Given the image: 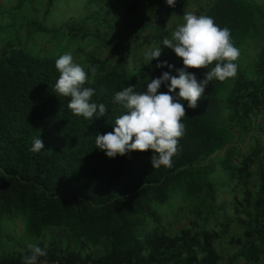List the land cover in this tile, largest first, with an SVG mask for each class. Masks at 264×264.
Segmentation results:
<instances>
[{
    "label": "trees",
    "instance_id": "16d2710c",
    "mask_svg": "<svg viewBox=\"0 0 264 264\" xmlns=\"http://www.w3.org/2000/svg\"><path fill=\"white\" fill-rule=\"evenodd\" d=\"M55 1L46 0L40 10L34 0H19L4 12L0 5V264H23L31 254L28 243L47 251L37 261L44 264H222L218 245L227 238L239 247L228 255L230 264H264V45L247 65L241 60L246 46L264 38L260 8L249 0H176L175 7L166 0H109L122 9L120 23L104 14V0H95L99 8L48 29ZM22 8L31 14L2 20L5 12ZM191 8L230 30L240 53L236 76L209 82L195 109L181 101L185 131L171 167L153 169L152 150L107 157L95 138L113 131L112 123L126 111L114 103L115 92L129 85L145 91L163 72L178 76L182 58L165 55L162 41ZM139 17L143 23L134 35L121 30ZM42 36L57 45L41 47ZM152 43L160 46V57L148 65L144 56L127 62L137 47ZM61 50L84 67V87L95 90L91 102L105 104V116H76L67 107L71 98L54 92ZM162 61L173 67H156ZM214 64L187 71L200 81ZM167 91L164 84L158 89ZM39 137L44 149L33 153ZM216 171L233 190L231 205H215L223 188L212 177ZM180 193L192 203L190 219L167 232L158 206ZM230 207L234 213L220 228L210 225L218 210ZM17 220L27 238L17 242L21 249L7 250L3 229ZM235 222L243 229L229 235Z\"/></svg>",
    "mask_w": 264,
    "mask_h": 264
},
{
    "label": "clouds",
    "instance_id": "9594fccd",
    "mask_svg": "<svg viewBox=\"0 0 264 264\" xmlns=\"http://www.w3.org/2000/svg\"><path fill=\"white\" fill-rule=\"evenodd\" d=\"M166 3L175 7L176 0H166ZM162 44L182 58L184 67L177 69L178 76L163 72L159 78L147 83L145 91H135L134 86L129 85L115 92L114 103L122 105L126 111L112 123L113 131L97 134L95 138V147L103 150L109 158L130 151L152 150L150 159L153 169L171 167L185 131L182 118L186 115V109L181 101H187V107L195 109L209 82L213 79L223 82L237 74L238 66L234 61L239 58V50L231 41L230 30L217 26L212 17L184 12L183 23L176 27L170 38L165 37ZM160 55V46L147 50L144 65ZM213 62L214 67L206 71L204 79L200 81L187 71L189 68L208 69ZM165 65L173 67L167 61L158 62L156 67ZM55 68L59 77L54 92L71 98L67 107L74 115L85 119L106 115L105 104L91 102L95 90L84 87L88 74L84 67L73 62L70 53L59 56ZM89 70L94 78L96 67ZM162 84L168 88L167 92H158ZM42 149L44 143L39 137L33 140L29 150L39 153ZM27 248L31 254L23 257V264H37L39 257L47 255V251L37 244L28 243Z\"/></svg>",
    "mask_w": 264,
    "mask_h": 264
},
{
    "label": "rangeland",
    "instance_id": "374dc122",
    "mask_svg": "<svg viewBox=\"0 0 264 264\" xmlns=\"http://www.w3.org/2000/svg\"><path fill=\"white\" fill-rule=\"evenodd\" d=\"M26 3L27 0H24ZM105 5L103 4L101 8H103L105 11V15L108 14L109 16H112L111 18H117V20H119V22L121 23L122 18L119 16L122 12L121 8H118L116 5H111L109 0H104ZM114 1V0H112ZM253 3H255L261 10V14L264 18V0H249ZM19 0H0V5L2 6V10L3 12L8 10L9 8H15L18 4ZM34 4L35 6L37 5L38 9L40 10L42 8V6L44 7L46 5V0H34ZM92 2V3H91ZM94 2V3H93ZM206 2V1H205ZM100 4L96 3L95 4V0H56L54 3V7L52 10V13L47 17V22H46V27L48 29H52L55 28L61 24H64L67 20H69L72 17L76 18L80 15H84L86 12L95 10L97 8H99ZM195 8H197V5H194ZM192 9V10H191ZM189 10V12H192L193 10L195 11L194 8H191ZM24 11V12H22ZM32 12V9H25L22 8L20 9H16L14 10V12H11L10 14L6 13L4 15L1 16L2 20L10 22L12 21V16L16 17V18H21L23 17V15H27L29 16ZM142 15L144 13H141ZM141 16V15H140ZM174 18H170L169 19V24L172 25ZM143 23V18L139 17L137 20V23H135L134 26H130V25H126V24H122L121 26V30H127V32L130 35H134L139 28H141ZM152 26V25H151ZM151 29V28H150ZM114 33H116L114 31ZM43 39H41L39 41V45L41 47H53L56 46L57 44H54L53 46H49L48 43H46L45 39L46 36H42ZM258 38L260 39V35L258 36ZM256 38L255 41H253L251 44H249L248 46H246L244 52H243V57H242V61H243V65H247L248 62H250V60L252 58H254L256 56V54L258 53V51L260 50L261 46L264 45V38L260 39V42H258V40ZM259 44V45H258ZM155 46V43L152 44H143L139 47H137V49H135L127 58V62L129 64L133 63V60L135 58L138 57H143L144 53L149 50L152 49ZM64 47V44L60 47L61 49ZM57 51V49H56ZM62 51V50H61ZM165 55H168L170 58L172 57H176V54L174 53V51L171 48L166 47L165 50L163 51ZM65 53L64 51L60 52L59 55ZM261 120V118L259 119ZM264 125V122H263ZM251 148L255 145V141H250L249 142ZM248 152V151H247ZM212 177H214V179L216 178L217 182H220L223 184V188L221 190H219L217 196H216V206L217 208H219V206L222 204V202H227L231 205V200H232V196H233V190L230 189V187H226L223 181V178L226 176H224L222 173H219L218 171L215 172V174L212 175ZM223 177V178H222ZM232 186V185H231ZM192 207V203L191 201H185V199L183 198V196L180 194H173L171 196V200L169 203H167L164 206H158V211L162 217V222H161V228L165 229L167 232H175L178 231L182 226H185L188 224L189 219H190V213L189 210ZM233 210L232 207H230L229 209H227V213H225V211L222 210H218L217 212V216L212 217L214 219H210V225L212 226H216V228H220L221 225V221L223 218H226V216L230 215L232 216L233 214ZM232 227L229 228L228 230V234H230L232 232ZM3 233L5 234V238L7 239H3L5 241V247L7 250H11L13 248H18L21 249L22 245H17V242L20 243H24L25 239L27 238V234L25 233V225L23 223V221L21 220H17L15 222H13L11 225H9V223H6L4 229H3ZM10 237L12 238L10 241ZM64 235H62V239H64ZM228 238L222 239L220 242H222V244H219V250L221 251L222 254L225 255L224 260L222 261V264H226L227 260H228V255L231 254L232 252H234V249L231 248V246H236L235 244H231L229 245L228 242Z\"/></svg>",
    "mask_w": 264,
    "mask_h": 264
},
{
    "label": "crops",
    "instance_id": "0c3cea01",
    "mask_svg": "<svg viewBox=\"0 0 264 264\" xmlns=\"http://www.w3.org/2000/svg\"><path fill=\"white\" fill-rule=\"evenodd\" d=\"M242 229H243L242 225H240V224L236 225V222H235L234 224H232V230L233 231L229 235L233 234L234 232H238V231L240 232ZM231 244L232 243H229V245H231ZM231 248L234 249V252H237V250L239 249L238 246H235V247L234 246H231ZM234 252H232L231 254H233ZM231 254H229V255H231ZM226 264H230L229 259L227 260Z\"/></svg>",
    "mask_w": 264,
    "mask_h": 264
},
{
    "label": "built area",
    "instance_id": "2783aa9c",
    "mask_svg": "<svg viewBox=\"0 0 264 264\" xmlns=\"http://www.w3.org/2000/svg\"><path fill=\"white\" fill-rule=\"evenodd\" d=\"M37 264H44V263H42V262H38ZM90 264V263H89Z\"/></svg>",
    "mask_w": 264,
    "mask_h": 264
}]
</instances>
